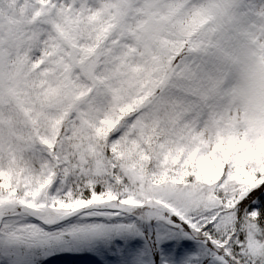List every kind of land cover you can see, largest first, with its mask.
<instances>
[{"label":"snow or ice","instance_id":"obj_1","mask_svg":"<svg viewBox=\"0 0 264 264\" xmlns=\"http://www.w3.org/2000/svg\"><path fill=\"white\" fill-rule=\"evenodd\" d=\"M0 264H264V0H0Z\"/></svg>","mask_w":264,"mask_h":264}]
</instances>
